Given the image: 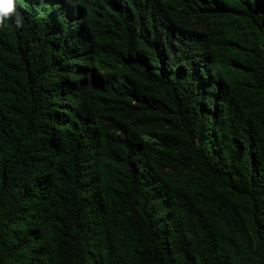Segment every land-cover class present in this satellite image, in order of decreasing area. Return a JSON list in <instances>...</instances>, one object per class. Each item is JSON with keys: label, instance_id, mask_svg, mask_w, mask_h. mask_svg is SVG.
Segmentation results:
<instances>
[{"label": "trees", "instance_id": "obj_1", "mask_svg": "<svg viewBox=\"0 0 264 264\" xmlns=\"http://www.w3.org/2000/svg\"><path fill=\"white\" fill-rule=\"evenodd\" d=\"M14 8L0 264H264V0Z\"/></svg>", "mask_w": 264, "mask_h": 264}, {"label": "clouds", "instance_id": "obj_2", "mask_svg": "<svg viewBox=\"0 0 264 264\" xmlns=\"http://www.w3.org/2000/svg\"><path fill=\"white\" fill-rule=\"evenodd\" d=\"M12 19L17 28L22 26L23 17L15 10L14 0H0V26H7Z\"/></svg>", "mask_w": 264, "mask_h": 264}]
</instances>
